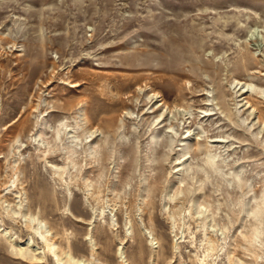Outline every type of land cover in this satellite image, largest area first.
Returning a JSON list of instances; mask_svg holds the SVG:
<instances>
[{"label":"rangeland","instance_id":"obj_1","mask_svg":"<svg viewBox=\"0 0 264 264\" xmlns=\"http://www.w3.org/2000/svg\"><path fill=\"white\" fill-rule=\"evenodd\" d=\"M263 118L264 0H0V264H264Z\"/></svg>","mask_w":264,"mask_h":264},{"label":"bare ground","instance_id":"obj_2","mask_svg":"<svg viewBox=\"0 0 264 264\" xmlns=\"http://www.w3.org/2000/svg\"><path fill=\"white\" fill-rule=\"evenodd\" d=\"M238 84H242V82L241 81H237L236 82V85L234 86V88H236V86ZM243 84L237 90V92L239 93L238 96H240V101L244 102L243 105H247L246 107H248V108H250V107L254 108V105H253V103L250 102L248 96L243 95V94H245V93H247L249 91V89L243 88ZM148 103H151V106L150 107H152V105H154V103L156 104V107L152 111H155V110L159 109L160 107L170 108L169 103L164 99V96L162 94H160L159 92H155V91L150 95V99H149ZM161 121H163V120L161 119L159 122H161ZM37 235H39V233ZM43 238H44V241H45L46 246H47V247L46 246L45 247L48 248V249H50V250L53 249L54 248V241H56L55 236L45 235V236H43ZM53 252H55V251L53 250ZM40 262H41L40 261V257H35L34 263H40Z\"/></svg>","mask_w":264,"mask_h":264}]
</instances>
